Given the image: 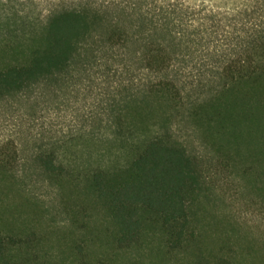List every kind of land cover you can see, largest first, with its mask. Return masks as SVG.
<instances>
[{
  "label": "trees",
  "instance_id": "16d2710c",
  "mask_svg": "<svg viewBox=\"0 0 264 264\" xmlns=\"http://www.w3.org/2000/svg\"><path fill=\"white\" fill-rule=\"evenodd\" d=\"M78 97L104 153L1 131ZM0 264H264V0L61 2L0 42Z\"/></svg>",
  "mask_w": 264,
  "mask_h": 264
},
{
  "label": "rangeland",
  "instance_id": "374dc122",
  "mask_svg": "<svg viewBox=\"0 0 264 264\" xmlns=\"http://www.w3.org/2000/svg\"><path fill=\"white\" fill-rule=\"evenodd\" d=\"M74 0H0V42L15 39L27 34L32 29L43 23L52 10L59 7L61 2L68 3ZM191 3L205 2L210 6L221 10L242 6L249 0H187ZM69 104L62 105L51 113H44L31 118L30 120L18 117L21 126L17 125L14 118L1 126V131L14 134L21 133V140L26 136L28 142L23 141L21 150L23 155H29L34 148V143H43L45 147L55 149L57 156L75 159H84L89 154H97L110 146L106 140V130H101L93 137L85 136L82 125L84 117L93 105V99L83 97L71 99ZM70 134H77L72 140ZM114 150V149H113ZM84 151V152H83ZM113 153H105V156ZM42 197L51 208L55 202L53 191H42ZM235 201V200H234ZM235 206H242L239 202ZM251 218V217H250Z\"/></svg>",
  "mask_w": 264,
  "mask_h": 264
}]
</instances>
